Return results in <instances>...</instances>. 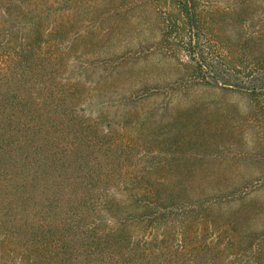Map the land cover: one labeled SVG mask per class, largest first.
<instances>
[{
  "label": "rangeland",
  "instance_id": "rangeland-1",
  "mask_svg": "<svg viewBox=\"0 0 264 264\" xmlns=\"http://www.w3.org/2000/svg\"><path fill=\"white\" fill-rule=\"evenodd\" d=\"M3 1L56 28L61 57L43 73L78 101L0 151V264H106L89 225L129 215L163 177L184 187L165 204L207 224L204 264H264V0H196L201 73L170 0Z\"/></svg>",
  "mask_w": 264,
  "mask_h": 264
},
{
  "label": "trees",
  "instance_id": "trees-1",
  "mask_svg": "<svg viewBox=\"0 0 264 264\" xmlns=\"http://www.w3.org/2000/svg\"><path fill=\"white\" fill-rule=\"evenodd\" d=\"M170 2L184 17L182 29L186 34L182 36L181 48L194 63L195 71L201 73L203 66L209 65L206 62L207 48L201 42L203 23L198 18L196 0ZM15 8L19 11L14 12ZM164 18V34L167 36L173 22H169L167 16ZM41 20V14L31 15L21 2L8 4L0 0V151L3 152L18 149L29 132L38 129L45 115L51 112L59 115L60 107L68 110L78 101L74 95H68L64 85L56 84L54 74L50 72L54 69L43 73V65L58 63L61 55L58 53L56 28L41 26ZM173 25L177 24L174 22ZM50 73L52 81L46 83ZM213 78L227 84L223 75L216 74ZM34 87L43 90V94L38 97L32 95ZM262 89L256 84L249 92ZM72 120L73 117L67 118L69 122ZM127 175L128 179L133 178L129 172ZM151 182L154 186H143L133 195L137 205L132 213L110 217L102 228L97 224L89 225L93 231L91 237L106 249L104 263L204 264L201 253H208L212 243L204 237L202 229L207 224L204 227V219L195 213L197 206L176 202L165 204L166 195L183 191L179 180H175L178 189H173L167 177ZM129 196L132 198L131 194ZM205 207L210 208L211 205Z\"/></svg>",
  "mask_w": 264,
  "mask_h": 264
}]
</instances>
